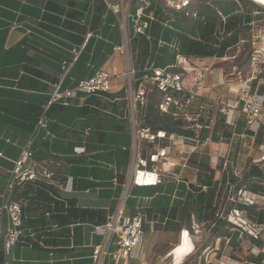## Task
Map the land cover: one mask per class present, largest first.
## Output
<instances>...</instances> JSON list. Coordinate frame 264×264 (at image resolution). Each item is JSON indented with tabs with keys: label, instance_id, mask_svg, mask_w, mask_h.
<instances>
[{
	"label": "crops",
	"instance_id": "obj_1",
	"mask_svg": "<svg viewBox=\"0 0 264 264\" xmlns=\"http://www.w3.org/2000/svg\"><path fill=\"white\" fill-rule=\"evenodd\" d=\"M177 21L173 23L177 31L170 37L180 40L190 30ZM121 24L120 15L110 11L102 0H0V202L8 173L30 140L53 84L58 81L62 61L82 47L87 35L92 34L62 89L73 88L76 82L92 77L100 69L116 67L118 72L123 71L124 56L115 48L125 44L126 36L135 65L133 51L138 50L142 37L135 36L132 30L125 35ZM27 30L32 33L27 34ZM150 33L158 36L156 29ZM191 33V39L199 38ZM160 37L163 38L161 33ZM149 60L155 61L148 59L146 63ZM198 60L200 65H209L204 62L206 58ZM155 62L166 64L163 60ZM216 80V73L209 74L200 96L214 97L216 89L212 86ZM123 87L125 82L120 80L106 96L78 94L71 106L52 108L50 128L57 138L44 141L39 136L32 151L35 160L51 162L54 180L27 183L16 189L12 199L22 205L25 235L9 254L1 250L4 237L0 239V264H94V247L104 242L95 227L104 225L121 203L127 216L134 215L145 198H150L146 205V260L140 262L131 257L120 264H163L180 242L184 226L179 212L189 203L188 184L196 181L194 163L210 164L216 170L215 179H220L221 172L211 161L213 157H223L229 145H200L192 155L190 168L170 169L169 178L158 186L130 185L127 190L133 133L125 97L111 98ZM232 89L237 90V85ZM86 128L91 132L83 144ZM147 148L150 153L159 149ZM182 151V146L171 148L170 160L178 164ZM244 156L242 151L239 158ZM68 181L72 187L66 190ZM140 181L150 184L154 177ZM173 210H177L175 219L170 218ZM0 223L5 231L9 226L7 214L0 218ZM194 247L184 264L191 260L203 264L206 255L225 263L230 256V249L209 233ZM115 250L111 239L103 264H115L109 255ZM152 250L155 255H151Z\"/></svg>",
	"mask_w": 264,
	"mask_h": 264
},
{
	"label": "built area",
	"instance_id": "obj_2",
	"mask_svg": "<svg viewBox=\"0 0 264 264\" xmlns=\"http://www.w3.org/2000/svg\"><path fill=\"white\" fill-rule=\"evenodd\" d=\"M94 2L98 0H93ZM106 7L121 17V28L125 35L132 30L137 37H143L152 42L153 36L150 30L153 24H160L164 30L176 32L174 16L170 11L186 12L191 7L194 0H102ZM239 0H236L238 2ZM252 2L256 3L254 0ZM257 4V3H256ZM46 12V8L43 9ZM192 19H198L197 13H187ZM221 19V26L225 28L230 14L218 13ZM42 22V21H39ZM251 25V23H250ZM41 29V28H39ZM224 29L218 32L217 37L222 42ZM255 32V29L251 30ZM27 30V34H31ZM92 34H88L82 47L73 51L72 57L65 59L61 63V73L58 81L53 84V90L49 95L42 112L37 119V123L30 140L23 147L19 158L14 161L12 169L8 173L5 192L1 195L0 218L4 214L9 217V226L3 231L0 223V239H3L2 251L9 254L11 249L17 245L25 235L24 211L20 202L12 199L17 188L27 183H52L55 173L51 171V162L37 161L34 158L32 145L34 140L42 136L44 141H54L57 135L51 130L49 114L55 105L63 107L71 106V101L78 94L85 96H100L109 94L113 84L121 78L127 81L125 88V99L127 102V114L133 133L132 144V167L126 189L129 186H158L165 178H169L170 169L177 166L182 169L191 167L192 155L196 153L200 145L213 144L212 135L203 141L201 135L205 130H211L215 119H208L204 115L205 111L212 110L215 114L223 117L226 128L233 130L232 136L227 143L229 150L221 157L223 159L221 178L214 181L218 182L217 196L215 197L214 207L217 208L216 217L231 223L234 228L232 231L238 233V242L245 250L243 257H259L262 261H251L248 258L241 260L231 256V238L216 239L230 249V258L226 263H221L215 257L210 259L205 256L203 264H264V222L258 219H250L247 212L238 207L243 205L246 208H255L258 212H264V195L254 192L245 187H238L230 182L229 177L241 179L245 169L258 167L264 173V94L260 93V85H264V60L260 59L261 52L256 51V42L260 36L252 35L250 50L244 62L241 61L242 49L246 40H240L235 46L227 49L225 56L213 59L217 63L210 65H200L194 60L198 57L188 56L181 52L180 41L173 37L171 41L160 37L156 45L159 49L169 48L174 55L173 61L165 65H159L155 61L149 60L142 70L138 69L131 57L128 39L122 46L115 48V51L124 56V69L118 72L116 67L111 70L100 69L96 73L84 80L75 83L73 88L62 89L63 84L69 78L72 69L80 59L83 49L86 47ZM264 42V36L261 37ZM219 46V45H218ZM233 52V54H231ZM229 63V66L226 64ZM211 73H216L217 80L213 83L216 89L214 97H203L200 93L205 89V81ZM257 82L256 86L254 83ZM237 85V90L232 86ZM155 91L160 95L158 109L161 114L171 116L175 121L183 124V129L192 133L191 136L166 134L165 132H153L150 128H144L142 116L149 104L150 95ZM241 131L237 132L238 129ZM91 132L90 128L83 130L84 142ZM223 138L221 136V141ZM155 144L158 146L156 153L143 145ZM239 145L240 151L236 159L232 155L235 147ZM85 146V145H84ZM81 150H85V147ZM182 146L185 151L180 153L178 164L169 158V150L173 147ZM242 151H247L246 157L249 162L245 164L244 170H238V159ZM2 156V154H0ZM218 157H213L212 163H217ZM195 182L199 169L193 167ZM226 173L227 182L223 187V193L219 194L222 187L223 174ZM154 177L150 184L141 182L140 179ZM190 184V183H189ZM188 184V189L190 187ZM72 187L70 181L67 182L66 190ZM71 190V189H70ZM208 190L207 186L203 187ZM150 198L136 208V213L132 216L125 214L124 203H121L108 218V221L101 226H96L95 231L103 235L104 242L94 247L93 263L103 264V259L107 254V246L111 239H114L116 250L109 255L115 264L126 261L131 257L137 258L142 262L146 260L147 243L145 225L148 220L146 205ZM182 238L175 246L182 245L184 237L194 245L201 241L202 233H209L205 224H192V232L185 229L182 231ZM260 242L261 244H257ZM192 253V252H191ZM190 253V254H191ZM152 250L151 255H155ZM189 254V253H188ZM188 256V255H187ZM167 258V257H166ZM184 264V262L182 263Z\"/></svg>",
	"mask_w": 264,
	"mask_h": 264
},
{
	"label": "trees",
	"instance_id": "obj_3",
	"mask_svg": "<svg viewBox=\"0 0 264 264\" xmlns=\"http://www.w3.org/2000/svg\"><path fill=\"white\" fill-rule=\"evenodd\" d=\"M231 1L233 4H235L233 2L234 0ZM222 4V0H194L191 7L188 8L186 12L174 11L178 14L174 17L176 19V23H178L177 20L183 22V25L189 28L190 32L193 31L199 36L198 39H187L186 37H182L179 40L182 45V53L198 58H221L225 56L228 48L235 46L240 41V35L244 31V27L242 26L250 23V13L247 12L245 17H243L244 19L240 15H235L234 13L230 14L225 28H223V25L221 26V19L218 16V13L222 12L225 14V11H227L229 7L232 8L233 4L229 5L228 7H223L221 6ZM254 4L258 5L256 3ZM187 13H190V15L193 13H197L198 19H192L191 16H187ZM153 26L155 27L157 25L153 24ZM153 26L151 29L154 28ZM222 29H224L225 31L222 35L223 40L221 43H219L220 40L218 38L220 37H217L215 33L218 34V32ZM164 31L166 30L162 28L161 34H163ZM159 34L160 32L158 31V36ZM158 36L157 33L155 37L153 36L154 42H157V40L159 39ZM143 40L145 41L146 39L142 37L141 41ZM141 41L138 43V49L147 50L144 41ZM145 52L146 51H142V54H144ZM256 84L257 82L254 83V86H256ZM259 91L260 93L264 94V85H260ZM104 95L106 96V94H103L102 96ZM111 98H123V93L111 96ZM159 101L160 95L157 91L150 95L149 104L142 116L141 125L144 128H150L155 133L165 132L168 135L178 134L191 136L192 133L184 130L183 124L180 121H175L171 116L163 115L160 113L158 109ZM204 115L208 119L207 123H209L210 119L213 118L215 119V122L211 130H205L202 133L201 140L204 141L211 133L213 142H220L222 136L223 142L228 143L229 139L232 136L233 130L230 128H226L223 117L215 114L212 110L205 111ZM239 131H241L240 128L237 132ZM239 151L240 147L239 145H237L235 147L232 158L234 157L236 159V155L237 153H239ZM194 165L199 169V173L197 175V183L189 184V203L187 207L181 209L179 212L180 222L182 223V226H184V229L188 232H192V224L194 221L198 224H205L206 228L210 230L211 238L222 240H224L225 238H231V256L234 259L241 260L243 258H248L251 261H262V256L243 257L241 254L243 253L244 249L238 242V233L232 231L234 226L228 221L217 219L216 213L218 209L214 207V201L215 197L217 196L216 191L218 187V182L214 181L216 170L207 163L195 162ZM219 169L222 168L219 167ZM229 170L231 173V176L229 177L231 183L237 185L238 187H245L254 192L264 195V173L261 169L255 166L245 169L241 179L235 178L232 175V170ZM226 182L227 177L226 173H224L222 178V187L220 188L219 194L223 193V187L225 186ZM204 186L208 187L207 191L203 190ZM238 207L242 210H245L247 212V216L250 219H258L261 222H264V212H258L255 208H246L243 205H238ZM176 216L177 210H173L170 218L175 219ZM80 219L85 220V218ZM25 242L27 244L29 243L28 241ZM222 244L224 245V241L222 242ZM257 244L260 245L261 243L257 242Z\"/></svg>",
	"mask_w": 264,
	"mask_h": 264
},
{
	"label": "rangeland",
	"instance_id": "obj_4",
	"mask_svg": "<svg viewBox=\"0 0 264 264\" xmlns=\"http://www.w3.org/2000/svg\"><path fill=\"white\" fill-rule=\"evenodd\" d=\"M230 1L231 0H222L223 4L221 6L228 7L229 5H232L233 3H232V1L231 2ZM233 2L235 4H233L232 8L229 7V9H227V11H225V14L229 15V14L234 13L235 15H240L243 18V17H245L246 13L249 12L250 18H251V20H250L251 25L249 23V24H245L244 26H242V27H244V31L240 35L241 36L240 40H246L247 43L244 44V46H243L244 49H242L241 61L244 62L246 57H247V54L250 50V44L249 43L252 41V35L253 34H255V36H260V39L257 40L255 47H256V51H260L262 53L260 59L264 60V42L261 39V37L264 36V6L260 5L256 0H255V2L258 5H255L251 0H239L238 2H236V0H234ZM170 14L174 17L178 15L174 11H170ZM180 20H182V19H180ZM156 25L157 26H155V27L153 26L154 27L153 30L156 28V30H158L160 33H162L161 32L162 31L161 26L159 24H156ZM252 28H253V30L255 29V32L251 31ZM167 31L168 30L163 32V34H162L163 38L167 39L168 41H171V39L173 37H170L171 33H169V35L166 36ZM152 35H153V33H152ZM192 36H193V34L191 32H188V34L184 35L183 37H186L187 39H191ZM143 41H141V42H143ZM153 42H154V40L152 42H149L146 40L144 41V44H145L147 50L146 49H143V50L134 49L133 52H135V61H136L135 66L138 69L142 70V68H144L145 63L148 59H154L157 62H159L160 60H163L166 63H170L173 61L174 55L170 52L169 48L159 49L157 46H155L156 42H154V43ZM150 43H152V44L150 45ZM180 49L182 51L181 42H180ZM137 51H138V53H136ZM142 51H146V52L144 54H142ZM231 54H233V52ZM206 59H207V61H204V62L208 63L209 65L214 62L213 58H206ZM194 61L197 63L199 62L198 58H196ZM226 65L229 66V63H227ZM120 80H123L125 82V87H123L121 92H119V93H123V98H124L126 95L125 88L127 87V81L124 78L123 79L121 78ZM115 83L118 84V81ZM124 102L126 104L125 100H124ZM225 144H227V143H225ZM156 146L157 145H151L150 147L152 149H154V147L156 148ZM213 146H216L215 142L213 143ZM246 153H248V152L243 151V154H245V156L238 159L237 168L240 171L244 170L245 164L249 162L248 157H246ZM222 165H223V159L220 157L217 159V163L215 164V167L220 172H222L221 171L222 169H219V167H221ZM146 187H152V186H146ZM201 236L202 237H201L200 242H202L203 238L205 237V233H202ZM200 242H198V243H200ZM192 248H193L192 243L188 239V237H186V234H185L183 244L179 245L177 248L175 247L174 250L167 256V259L165 260V262L163 264H182L185 261L186 256L192 252ZM200 250H201V248H200ZM245 250L246 249L243 250V253L241 255L245 254ZM229 258L230 257L226 258L225 261H228ZM187 264H195V263L191 260Z\"/></svg>",
	"mask_w": 264,
	"mask_h": 264
},
{
	"label": "bare ground",
	"instance_id": "obj_5",
	"mask_svg": "<svg viewBox=\"0 0 264 264\" xmlns=\"http://www.w3.org/2000/svg\"><path fill=\"white\" fill-rule=\"evenodd\" d=\"M255 1V0H254ZM260 5L264 6V0H256Z\"/></svg>",
	"mask_w": 264,
	"mask_h": 264
}]
</instances>
